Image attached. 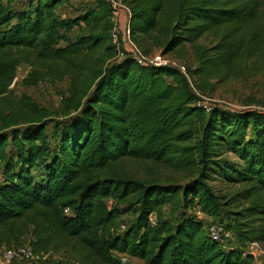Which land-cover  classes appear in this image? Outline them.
<instances>
[{
    "label": "trees",
    "instance_id": "obj_1",
    "mask_svg": "<svg viewBox=\"0 0 264 264\" xmlns=\"http://www.w3.org/2000/svg\"><path fill=\"white\" fill-rule=\"evenodd\" d=\"M67 2L0 0V249L28 238L39 262L62 258L44 264H122L116 255L144 264H254L246 248L264 246V111H207L200 95L215 83L264 78V0H120L136 45L150 42L163 55L190 48L196 67L185 75L138 65L130 53L103 67L98 51L116 48L111 3L95 0L65 18L56 9ZM22 64L30 67L25 88L69 83L73 117L53 126V141L45 111L12 98ZM225 149L238 161L220 159ZM129 162L191 179L142 182L127 175ZM197 209L209 218L226 213L234 247L209 237ZM124 213L136 217L119 233Z\"/></svg>",
    "mask_w": 264,
    "mask_h": 264
},
{
    "label": "rangeland",
    "instance_id": "obj_2",
    "mask_svg": "<svg viewBox=\"0 0 264 264\" xmlns=\"http://www.w3.org/2000/svg\"><path fill=\"white\" fill-rule=\"evenodd\" d=\"M20 1V0H17ZM118 1L120 4V0ZM95 0H69L67 3H63L57 7L56 12H58L62 17L72 18L78 15H82L87 9L94 7ZM122 6V4H121ZM123 10L119 8L120 12ZM119 15V14H118ZM118 17V16H117ZM113 19L115 23L117 35V47L112 52H107L102 47L97 54L98 59L103 67L110 65L113 62L123 59L128 53H130L131 48L122 40V35L126 32L125 26L120 27L118 24V18ZM114 28V29H115ZM75 32L77 29H74ZM132 42V41H131ZM150 42L148 44L136 45L135 42L132 44L139 50V52L146 57V59H151L155 54L161 53V50L157 49ZM210 41L201 40L200 44L202 46H208ZM62 45V44H61ZM112 55V56H111ZM166 59L170 61L171 66L179 68L185 67L194 69L196 63L192 52L188 46L184 49L177 50L171 54L164 55ZM30 72V67L22 64L16 70V79L11 87L12 98L19 104L24 102L25 99H29L31 103L36 105L40 110L45 111V118L42 123L46 125L47 132L50 136V141L52 138L53 126L73 117V112H67L66 99L69 98V83L67 80L58 81H46L38 84L36 87L25 88L22 86V81L27 77ZM213 90L205 95H200L201 100L204 102L208 108L210 107H222L229 108L233 110H241L246 108H252L259 111H264V78L260 75H254L247 77L245 79H240L236 81H230L225 84L215 83ZM228 141H230L228 139ZM220 159H225L229 162L238 161L236 155L231 150H223L219 153ZM124 170L127 175L135 178L142 182H157L159 184H185L189 179H191L189 173L183 171H177L165 165L152 162H129L125 164ZM215 186L218 195L223 196L228 193V190L224 186L217 184L216 180L212 182ZM109 204L111 202H108ZM108 204V205H109ZM199 209H197L198 211ZM196 215L198 216V212ZM200 211V210H199ZM193 214V212H191ZM135 215L132 213H124L116 222L119 233L125 231L131 223L135 220ZM165 218L170 222L174 219L172 215L165 212ZM202 220L205 230L207 232L209 226H217L224 229L227 232H232L229 228L228 218L224 211H220L215 217L209 218L200 212L198 216ZM154 222V217L151 219ZM208 233V232H207ZM29 245L28 238L25 239L20 246ZM246 251L251 253L253 257L254 264H264V246H253L247 247ZM122 264H144L142 260L130 256L116 255ZM60 255H48L42 261H38L35 264H44L45 261H59L61 260ZM0 264H28L24 261H12L6 260L2 257V252H0Z\"/></svg>",
    "mask_w": 264,
    "mask_h": 264
},
{
    "label": "built area",
    "instance_id": "obj_3",
    "mask_svg": "<svg viewBox=\"0 0 264 264\" xmlns=\"http://www.w3.org/2000/svg\"><path fill=\"white\" fill-rule=\"evenodd\" d=\"M111 3L112 8L114 9V18L118 16L119 8H122L125 12L128 13V10L118 1L109 0ZM117 35H119L118 31H116V28L112 32V42L117 47ZM122 40L125 42L129 47L131 48L130 56L134 58L138 65H146L150 64L153 66H169L171 65L170 61L166 59V56H164L162 53L155 54L151 59H146L139 50L132 44L129 36V30L126 29V32L122 35ZM180 71L185 75V69L183 67H179ZM207 111L210 110L207 106H204ZM198 216L200 215V211L198 210ZM208 235L209 237L221 245H223L226 248L234 247L232 245V242L234 241V236L232 232H227L224 229L217 227V226H209L208 227ZM253 246H256L253 244ZM247 249V248H246ZM247 252V251H246ZM248 253V252H247ZM251 254V253H249ZM2 257L6 260H12V261H24L28 264L37 263L40 258L33 254L30 247L27 245L25 246H16L11 249H4L2 252Z\"/></svg>",
    "mask_w": 264,
    "mask_h": 264
},
{
    "label": "crops",
    "instance_id": "obj_4",
    "mask_svg": "<svg viewBox=\"0 0 264 264\" xmlns=\"http://www.w3.org/2000/svg\"><path fill=\"white\" fill-rule=\"evenodd\" d=\"M118 24L120 27L125 26V28L127 29L128 26V21H129V13L125 12L124 10H121L120 12H118ZM4 249H0V252H3Z\"/></svg>",
    "mask_w": 264,
    "mask_h": 264
}]
</instances>
